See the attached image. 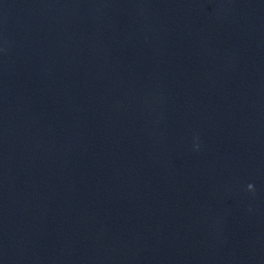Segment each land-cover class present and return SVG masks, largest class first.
Returning a JSON list of instances; mask_svg holds the SVG:
<instances>
[{"label": "water", "instance_id": "1", "mask_svg": "<svg viewBox=\"0 0 264 264\" xmlns=\"http://www.w3.org/2000/svg\"><path fill=\"white\" fill-rule=\"evenodd\" d=\"M0 264H264V0H0Z\"/></svg>", "mask_w": 264, "mask_h": 264}, {"label": "clouds", "instance_id": "2", "mask_svg": "<svg viewBox=\"0 0 264 264\" xmlns=\"http://www.w3.org/2000/svg\"><path fill=\"white\" fill-rule=\"evenodd\" d=\"M248 187H249V189H251L252 188V185L250 184V185H248Z\"/></svg>", "mask_w": 264, "mask_h": 264}]
</instances>
